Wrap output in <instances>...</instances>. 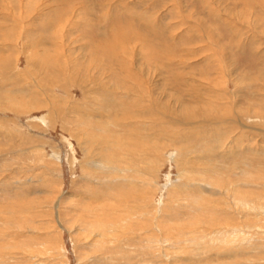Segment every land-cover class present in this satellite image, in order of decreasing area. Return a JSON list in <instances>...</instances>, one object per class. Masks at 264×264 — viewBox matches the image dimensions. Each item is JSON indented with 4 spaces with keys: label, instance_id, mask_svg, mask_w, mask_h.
<instances>
[{
    "label": "rangeland",
    "instance_id": "obj_1",
    "mask_svg": "<svg viewBox=\"0 0 264 264\" xmlns=\"http://www.w3.org/2000/svg\"><path fill=\"white\" fill-rule=\"evenodd\" d=\"M244 200L264 210V0H0V264H264L250 207L233 256L176 249ZM177 202L170 250L136 238Z\"/></svg>",
    "mask_w": 264,
    "mask_h": 264
},
{
    "label": "bare ground",
    "instance_id": "obj_2",
    "mask_svg": "<svg viewBox=\"0 0 264 264\" xmlns=\"http://www.w3.org/2000/svg\"><path fill=\"white\" fill-rule=\"evenodd\" d=\"M67 60V59H66ZM121 62V61H120ZM45 63V62H44ZM45 65V64H44ZM52 65V64H51ZM124 65V64H123ZM46 67V66H45ZM47 67H48V65H47ZM50 67V66H49ZM59 69H57V71H58ZM61 70V69H60ZM54 73V72H53ZM62 73H63V70H62ZM38 77V76H37ZM46 82H48V81H46ZM80 82V81H79ZM122 85V84H121ZM52 86V85H51ZM121 88V87H120ZM127 90V89H126ZM104 91H107V90H104ZM136 95V94H135ZM95 97V96H94ZM99 97V96H98ZM101 97V96H100ZM105 98V97H104ZM45 99H47V98H45ZM98 100V99H97ZM127 100V99H126ZM34 101V100H33ZM47 101V103H48V99L46 100ZM100 101V100H99ZM38 101H36L34 104H36ZM87 102V101H86ZM130 102V101H129ZM129 102H127V103H129ZM10 103V102H9ZM50 103V102H49ZM113 103V102H112ZM123 103V102H122ZM32 104V103H31ZM53 104V103H52ZM97 104H98V102H97ZM101 104V103H100ZM140 104V103H139ZM33 105V104H32ZM41 105V104H40ZM94 105V104H93ZM102 105V104H101ZM135 105H136V103H135ZM150 105H152V103L150 104ZM94 106H96V105H94ZM131 106V105H130ZM142 106V105H141ZM49 107V111H50V116H53L52 118H54V117H56L55 116V112H56V108L54 107V108H51L50 106H48ZM53 107V106H52ZM139 107V106H138ZM122 108V110H123V108L124 107H121ZM15 109V108H14ZM75 109V108H74ZM87 109V108H86ZM95 111V110H94ZM94 111H92V110H86L85 112H86V114L84 113V115H86V117H88L89 119L91 118V116H93L92 117V119H94L95 117H96V114H94L93 112ZM97 111V110H96ZM103 111V110H102ZM121 111V110H120ZM77 112V111H76ZM92 112V113H91ZM81 113V112H80ZM118 113V112H117ZM125 113V112H124ZM62 114V113H61ZM65 114V113H64ZM74 114V113H73ZM98 116H100V115H98ZM107 116V115H106ZM48 117H49V115H48ZM82 117V116H81ZM105 117V116H104ZM120 117V116H119ZM134 117H136V118H138V116H136V115H134ZM72 118V117H71ZM77 118V117H76ZM121 118V117H120ZM119 118V119H120ZM50 119V118H49ZM67 118H66V116L65 115H61L60 116V121H61V123L63 124L64 122H65V120H66ZM181 119V118H180ZM185 120V119H184ZM97 121V120H96ZM44 122V121H43ZM100 122V121H99ZM118 122V121H117ZM98 123V122H97ZM127 124V123H126ZM122 126V125H121ZM126 126V125H125ZM128 126V125H127ZM131 126V125H130ZM123 127H124V125H123ZM88 128V127H87ZM135 128H136V126H135ZM90 130V129H89ZM137 131V130H136ZM12 134V133H11ZM89 134V133H88ZM87 135V134H86ZM207 135V134H206ZM218 135V134H217ZM220 136V135H219ZM11 138V137H10ZM106 138V137H105ZM110 138H112V137H110ZM140 138V137H139ZM146 139V138H145ZM87 142H89V141H87ZM103 142H105V141H103ZM113 143V142H112ZM111 143V144H112ZM121 143V142H120ZM135 143V142H134ZM133 143V144H134ZM143 142L141 141L140 142V144H141V146L142 145H144V144H142ZM172 143V142H171ZM208 143V142H207ZM104 144V143H103ZM131 144V143H130ZM129 143H128V145H130ZM133 144H132V146H133ZM146 144V143H145ZM114 145V144H113ZM131 146V145H130ZM131 146V147H132ZM138 146V145H137ZM129 148V147H128ZM146 148V147H145ZM88 149V148H87ZM137 149V148H136ZM181 149V148H180ZM132 150V149H131ZM178 150V149H177ZM210 150V149H209ZM93 152V151H92ZM148 153V152H147ZM205 153V152H204ZM209 153V152H208ZM91 154V153H90ZM145 154V153H144ZM189 154V153H188ZM86 155H89V152H88V150H86ZM172 155H174V154H172ZM229 155V154H228ZM132 157V156H131ZM176 158V157H175ZM187 158V157H186ZM105 159V158H104ZM107 159V158H106ZM105 159V160H106ZM91 160V159H90ZM96 160V159H95ZM181 160V159H180ZM87 161V160H86ZM129 161V160H128ZM93 162L94 163H92V161H90V162H87L86 163V166H88V167H92V166H96L97 168L98 167H101L102 165H100L99 164V162H102V161H99L98 163H95V161L93 160ZM104 164V163H103ZM107 166V165H106ZM105 165H104V167H106ZM108 166H109V164H108ZM202 166V165H201ZM103 167V166H102ZM93 168V167H92ZM97 168H95V169H97ZM195 168V167H194ZM106 169V168H105ZM109 169V168H108ZM115 170V172L116 173H123L122 171H119L118 170V172L116 171V169H114ZM106 171H107V169H106ZM194 171V170H193ZM119 173V174H120ZM118 174V175H119ZM201 181V180H200ZM190 184V183H189ZM188 184V185H189ZM188 185L187 186H185L186 188L188 187ZM194 186L195 187H203L204 185H200V184H194ZM205 187V186H204ZM203 187V188H204ZM227 190V189H226ZM141 193H142V191H141ZM213 193V192H212ZM215 194V193H214ZM213 194V195H214ZM221 194V193H220ZM216 195V194H215ZM214 195V196H215ZM230 195V194H229ZM242 195V194H241ZM197 197V196H196ZM237 198V197H236ZM196 199V198H195ZM194 200V199H193ZM241 200H243V199H241ZM204 201V200H203ZM213 201V200H212ZM215 201V200H214ZM234 201V200H233ZM260 201V200H259ZM264 201V200H263ZM226 202V201H225ZM228 202V201H227ZM203 203V202H202ZM224 203V202H223ZM212 204V203H211ZM220 204V203H219ZM228 204V203H227ZM234 204V203H233ZM264 204V203H263ZM182 205L185 207V208H183V209H192L193 211L195 210V209H197L195 206H194V204H189V205H186V204H184V203H180V202H177L176 203V206H170L169 204H163V208H162V211H160V212H158L157 210H156V212H157V214H160V218L158 217L157 219H155L154 220V222L152 221V223H150V220H148L147 218H145V216H148L147 214H148V211H150V209H149V207H148V209H147V213H145L142 217L143 218H145V219H141V220H139L138 222L136 221V224H138V227H142V231H140V233L141 234H143V237L142 236H136V238H138L139 240H142V242L143 241H146V243H149V244H151V242H153V243H158L157 244V246L160 248V249H163L164 247H165V249H166V251L169 249L170 250V247H173L174 246V241H171V239H169L167 236L168 235H170V233H168V232H165V231H163L162 230V226H163V222L164 221H167V222H170L171 221V216H170V213H169V211H170V209H174L175 207H178L179 208V210H180V208L182 207ZM235 206H233V207H229V205H225L224 204V206H226L225 208H226V210L225 209H223V208H221L222 210H221V212H220V214H218L217 213V211L216 210H218V208H215V207H211L210 209L212 210L211 211V213L213 214V215H217V217L216 218H214L213 220H212V222H211V224H209V225H206L207 226V228L206 229H202L201 231L200 230H198V231H200V232H196L194 235H192V236H188V237H186L187 235H185V233H182V231L181 232H178V231H176L175 232V234L177 233V235H176V239H177V244H178V248H176V249H180V250H183L184 252H185V250L186 249H190V250H188V251H192V253H194L193 251H196L197 253H195L196 254V256L197 255H199V252L201 253V252H207L205 249L207 248V249H210L211 251L213 250V249H215V252L217 251V254L219 253V252H221V251H226L227 252V254H228V256L230 255V254H232V252H233V250H236V249H238L239 247H240V245H239V243H242V245H244L245 243H247L249 240H248V238L249 239H252L253 237H258L257 235H259V232H257V233H251V231H254V230H252V228L250 227V226H247L244 222H241L239 225L238 224H236V223H234V222H236V219H237V216L239 217V220H241L242 221V219L243 218H245L244 216H246V211H248V210H250V208H251V206H249V204L247 203V202H245V200L244 201H239L237 204H234ZM223 206V207H224ZM250 207V208H249ZM253 208H251V210L253 209L254 210V213L253 214H255V216H256V218H257V216L258 215H260V214H263L264 213V210H262V207L261 206H256V205H253L252 206ZM264 208V207H263ZM145 209H146V206H145ZM144 209V210H145ZM182 209V208H181ZM220 209V208H219ZM230 209V210H229ZM208 210V209H207ZM228 210H229V212H228ZM198 212H202V209L199 207V209L197 210ZM146 212V211H145ZM168 213V215L166 214V213ZM206 211H203V213H205ZM219 212V211H218ZM246 212V213H245ZM161 213H164V215H161ZM206 213H208V212H206ZM124 214V213H123ZM209 214V213H208ZM249 214V213H248ZM128 215V214H127ZM151 216H153V214L151 215ZM254 216V215H253ZM206 217V216H205ZM215 217V216H214ZM133 218V217H132ZM153 218H155V217H153ZM210 218H211V216H210ZM236 218V219H235ZM255 218V220H257ZM146 219H147V221H146ZM254 219V218H253ZM260 219V218H259ZM235 220V221H234ZM243 220H245V219H243ZM125 221V220H124ZM146 221V222H145ZM260 221V220H259ZM259 221L257 222V223H259ZM131 222H132V220H131ZM246 222V221H245ZM19 223V222H18ZM24 223V222H23ZM141 224V226H139ZM236 224V225H235ZM245 224V225H244ZM9 225V224H8ZM23 225V224H22ZM30 225H32L33 226V224H31L30 223ZM12 226H14V225H12ZM149 226L151 227V228H149ZM0 227H2L1 225H0ZM29 227V226H28ZM180 227V226H179ZM196 227V226H195ZM195 227H192V228H195ZM254 227V226H253ZM3 228H4V226H3ZM15 228V227H14ZM114 228V227H113ZM163 228H165V227H163ZM200 228H203V227H200ZM6 229H8L9 231H10V229H9V227H7ZM120 229V228H119ZM199 229V228H198ZM210 229V230H209ZM212 229V230H211ZM254 229H255V227H254ZM17 230V229H16ZM32 230V229H31ZM141 230V229H140ZM154 230H156L157 232H159V234L157 235V236H155V235H153L151 232H153ZM3 231V230H2ZM204 231H206V232H208V233H206V232H204ZM34 232V231H33ZM193 232V231H192ZM167 233H168V235H167ZM189 233H191V231L189 232ZM261 234H263V233H261ZM35 235V234H34ZM111 235V234H110ZM140 235V234H139ZM19 236H20V234H19ZM24 236V235H23ZM29 236V235H28ZM97 237L99 238V242H101V240H102V238L104 237V234H98L97 235ZM25 238V237H24ZM37 238H39V237H36V240H37ZM108 238V237H107ZM186 238V239H185ZM30 239V238H29ZM247 239V240H246ZM259 239V238H258ZM33 240V239H32ZM36 240L34 239V241L36 242ZM40 240V239H39ZM91 240V239H90ZM178 240H180V241H178ZM239 240H244L243 242H239ZM9 241V240H8ZM27 241V240H26ZM255 241H256V239H255ZM28 242H29V240H28ZM27 242V243H28ZM45 242H47V241H45ZM113 242V241H112ZM25 243V242H24ZM37 243H39L40 244V246H43L44 247V245H43V243H44V241L43 242H41V240L39 241V242H37ZM250 243V242H249ZM17 244V243H16ZM21 245V244H20ZM19 245V246H20ZM26 245V244H25ZM32 245V244H31ZM34 245V244H33ZM37 245V244H36ZM210 245H212L211 247H210ZM215 246V247H214ZM246 246V245H245ZM27 248H28V246H26ZM30 247V246H29ZM34 247V246H33ZM32 247V248H33ZM37 247V246H36ZM42 247V250L43 249H45V247L43 248ZM112 247V246H111ZM157 247V248H158ZM244 247V246H243ZM243 247H241L240 249L241 250H243ZM35 248V247H34ZM38 248V247H37ZM41 248V247H40ZM26 249V248H25ZM111 249H113V247L111 248ZM116 249V248H115ZM49 250L48 249H46L45 251L43 250V251H40V249H39V251H38V249H34V250H29V251H27V250H24V251H22L21 252V254L23 253L24 254V256H25V261L24 262H26V263H24L23 262V264H40V262L38 263V259H40L41 260V258H43V260H45V261H48V262H52L53 260H52V256H50V255H52V253L50 254V252H48ZM239 251V250H238ZM222 252V253H223ZM13 253V252H12ZM15 253H18L17 251L15 252ZM27 253V254H26ZM240 253H241V251H240ZM239 254V253H238ZM237 254V255H238ZM5 255V254H4ZM9 255V254H8ZM18 255H19V253H18ZM42 255H44L43 257H42ZM165 255H167V254H165ZM194 255V254H193ZM17 256V255H16ZM54 256V255H53ZM195 256V255H194ZM230 256H233V254L232 255H230ZM236 257V256H235ZM12 258V257H11ZM10 258V259H11ZM18 258V257H17ZM16 258V259H17ZM45 258V259H44ZM176 261H179V260H177V259H175ZM182 260H185L184 258H182ZM187 260H188V258H187ZM258 260V259H257ZM16 261V260H15ZM180 261H181V259H180ZM248 261V260H247ZM20 262V261H19ZM182 262V261H181ZM4 263V262H3ZM7 263V262H6ZM16 263H18V261L16 262ZM180 263V262H179ZM18 264H20V263H18ZM182 264V263H181Z\"/></svg>",
    "mask_w": 264,
    "mask_h": 264
}]
</instances>
